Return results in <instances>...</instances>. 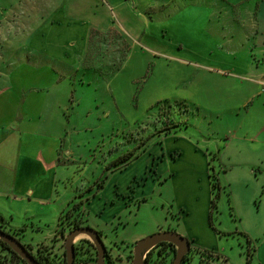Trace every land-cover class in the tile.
Returning <instances> with one entry per match:
<instances>
[{"label": "rangeland", "instance_id": "374dc122", "mask_svg": "<svg viewBox=\"0 0 264 264\" xmlns=\"http://www.w3.org/2000/svg\"><path fill=\"white\" fill-rule=\"evenodd\" d=\"M158 1L161 0H135L137 5L153 4L152 11L145 14L151 26L145 29L141 45L134 44L130 49L132 39L123 31L109 38L94 34L98 42L89 45L85 67L71 71L63 82L70 88L66 148L78 163L84 162L80 167H70V179L74 181L70 196L88 200L85 211L91 221L98 216L108 220L120 211L127 228L119 229L118 234L125 231L124 238L163 218L173 223L179 235L186 224L195 237V250H190L187 264H264V189L259 192L255 178L243 167L221 162L216 147L221 148L224 142L231 115L222 109L227 107L226 96L221 98L206 88L225 82L217 70L229 65L217 58L220 49L216 43L210 45L218 48L217 54L207 58H195L179 49V41L186 46L191 41L183 31L200 34L205 22L181 27L179 16L174 15L177 6L185 1L171 0L168 13L154 7ZM125 2L131 5L133 1ZM168 15L173 16L162 19ZM160 42L166 44L163 50ZM158 48L169 56L172 53L168 51L174 49L175 56L185 63L161 55ZM13 50L6 41L3 51L8 55ZM24 51L28 50L21 52ZM245 62L239 58L231 64L242 68ZM249 62L255 64L254 59ZM23 70L15 68L7 82L26 91L43 84V80ZM26 96L30 99L33 94ZM165 134L172 138L163 142ZM179 138L193 142L199 151ZM207 145H214L215 151L210 147L207 150ZM124 154L133 156L117 168L111 165ZM210 176L219 181L220 187L214 191ZM215 192L218 198L211 208ZM69 208V220L78 210L76 217L83 215L81 206L76 212ZM208 215L212 217L211 224ZM242 235H247L251 245ZM103 243L110 248L109 238ZM257 247H261L259 258ZM253 248L256 252L250 259L247 251ZM163 254L159 259L162 264L166 262Z\"/></svg>", "mask_w": 264, "mask_h": 264}, {"label": "crops", "instance_id": "0c3cea01", "mask_svg": "<svg viewBox=\"0 0 264 264\" xmlns=\"http://www.w3.org/2000/svg\"><path fill=\"white\" fill-rule=\"evenodd\" d=\"M183 2L177 6L174 15L179 16L181 27L199 21H204L206 26L200 34L198 31H183L191 36V41L189 46L179 41V49H184L185 53L195 58H207L217 54L215 50L218 48L210 45L211 42L216 43L220 49V57L217 58L226 60L229 65L217 70L218 76L226 81L206 88L211 93H219L221 98L226 96L227 107L222 106V109L226 108L225 111L231 115L226 122L228 129L224 142L221 148L216 146L219 160L229 166L246 169V173L255 178V186L262 193L264 0ZM171 4V0H161L154 7L166 12ZM151 5L152 2L137 5L135 0L131 5L125 0H0V217L6 230L14 234L21 244L29 246L33 253L40 246H47L53 253L62 252L64 240L59 233V219L73 202L82 203L84 224L100 232L102 241L109 238L111 246L105 247L111 264H132L133 247L140 239L163 231L180 233L173 223L169 224L168 219L163 218L148 229L124 238L125 231L118 234L119 229L127 228L120 211L111 214L108 220L98 216L91 221L85 211L88 200L78 201L76 196H70L74 184L70 179V167H80L84 162L79 160L81 163H78L77 157L66 148L69 123L66 102L70 97V88L63 82L69 79L71 71L85 67L89 45L98 42L94 41V34L109 38V35L123 34V31L128 39H132L130 49L134 44L141 45L145 29L151 26V20L149 23L145 18V14L152 11ZM7 13L13 14L10 16ZM6 41L14 49L8 55L3 51ZM160 43L157 44L163 50L166 44ZM22 49L28 51L22 53ZM161 50V55L185 63V60L175 56L174 49L168 51L171 56ZM239 58L246 60L242 68L237 67V63L231 64L232 60ZM252 59L255 64L249 62ZM15 68L19 71L24 69L36 80H43V84L26 91L9 83L10 80L7 82ZM29 92L33 97L27 99ZM170 138L171 135L165 134L162 141ZM179 139L186 141L192 150L199 151L193 142ZM209 147L215 151L214 145H207V150ZM184 228L181 234L189 240L190 250H195L193 229L187 228L186 224ZM242 237L246 243L247 239L250 241L247 235ZM81 240L88 239L81 235L75 243ZM261 247H257L258 258ZM151 250L152 259L159 261L161 254L157 249ZM166 252L163 254L166 256L164 264L171 259L169 250ZM255 252L254 248L251 249L250 259ZM0 254L5 252L0 250ZM81 264L96 262L89 260Z\"/></svg>", "mask_w": 264, "mask_h": 264}, {"label": "trees", "instance_id": "16d2710c", "mask_svg": "<svg viewBox=\"0 0 264 264\" xmlns=\"http://www.w3.org/2000/svg\"><path fill=\"white\" fill-rule=\"evenodd\" d=\"M133 154H124L123 156L119 157L117 160L113 161L111 163L112 166L118 167L121 164H124L128 161H130L131 157ZM213 180H211V186L212 190L214 191L215 189H218L220 187L218 179L214 176H210ZM102 186L99 185L98 188H101ZM216 198H218V194L215 192L214 197L211 200V208H214L216 206ZM82 205L81 202L78 203H71L70 206L72 208V212H76L80 206ZM68 211H70V208L60 216L59 219V233L61 234L63 240L65 236L73 229L80 228V227H87L84 224V221L82 219V214L81 217L78 215V218L76 217L77 214H79L78 210L76 212V215L72 219H68ZM209 221L210 224L212 223V217L211 215L209 216ZM0 230L9 233V231L6 230L5 223L3 219L0 217ZM100 235L101 233L98 232ZM13 237H15L14 234H10ZM245 236V235H244ZM16 238V237H15ZM18 240V239H17ZM247 244L250 245V241L247 239ZM24 247L29 251V253L40 263V264H65V251L64 248L62 249V252L60 254L58 253H53L50 251V248L47 246H40L36 249V252L33 253L32 249L24 245ZM154 249L158 250V254H163L164 251L169 250V254L171 256V261L172 262L174 253H175V247L168 242H163L157 245ZM0 250L4 251L5 254L2 255L0 254V264H26L21 257L13 252L7 245V243L3 242L0 240ZM74 250H75V261L74 264H81V263H86L89 260H92L96 262V249L94 248L93 244L89 240H81L77 243L74 244ZM205 253V251H204ZM152 254L153 250H150L144 259V264H162L161 261L158 260H153L152 259ZM168 254V255H169ZM247 256L250 257V252L247 251ZM105 259L107 260V264H111L109 255H105ZM186 256L183 259V264H185ZM248 261L250 259L248 258Z\"/></svg>", "mask_w": 264, "mask_h": 264}, {"label": "water", "instance_id": "95a60500", "mask_svg": "<svg viewBox=\"0 0 264 264\" xmlns=\"http://www.w3.org/2000/svg\"><path fill=\"white\" fill-rule=\"evenodd\" d=\"M81 235L86 236L96 249V264H105V255L107 254L106 247L100 234L88 226L73 229L66 235L63 245L65 251V264H74V243ZM0 240L7 243L8 247L18 254L26 264H40L24 245L12 235L0 230ZM163 242L171 243L175 247V253L171 264H183L184 257L190 252V243L187 239L173 231L155 233L138 240L133 247L132 264H144L146 254Z\"/></svg>", "mask_w": 264, "mask_h": 264}, {"label": "flooded vegetation", "instance_id": "af4514ba", "mask_svg": "<svg viewBox=\"0 0 264 264\" xmlns=\"http://www.w3.org/2000/svg\"><path fill=\"white\" fill-rule=\"evenodd\" d=\"M187 258H189V259L191 258V257H189V254H187V255H186L185 264H187V263H188V261H187Z\"/></svg>", "mask_w": 264, "mask_h": 264}, {"label": "built area", "instance_id": "2783aa9c", "mask_svg": "<svg viewBox=\"0 0 264 264\" xmlns=\"http://www.w3.org/2000/svg\"><path fill=\"white\" fill-rule=\"evenodd\" d=\"M127 1H130V2H132L133 0H127Z\"/></svg>", "mask_w": 264, "mask_h": 264}]
</instances>
